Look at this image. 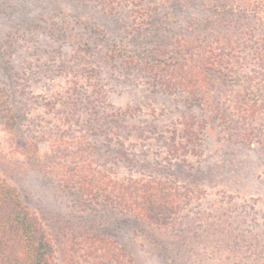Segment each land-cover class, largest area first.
Here are the masks:
<instances>
[{
    "label": "rangeland",
    "instance_id": "374dc122",
    "mask_svg": "<svg viewBox=\"0 0 264 264\" xmlns=\"http://www.w3.org/2000/svg\"><path fill=\"white\" fill-rule=\"evenodd\" d=\"M114 1L0 0V177L54 235L88 230L136 255L138 264H164L150 241L157 230L117 212L105 215L102 200L89 204L96 213L86 212L47 173L74 167L79 154L72 142L82 139L98 167L115 176L177 185L183 212L174 227L189 218L206 235L192 246L194 264H264L258 138L241 143L242 121L207 119L189 93L161 85L170 78L167 63L183 57L177 45L187 40L188 62L212 81L213 105L227 111L224 95L251 87L247 79L262 72L255 49L264 42V23L250 15L217 24L211 0ZM226 40L235 47L222 56L223 66L205 64L213 61L207 47L223 50ZM185 121L199 137L194 146ZM263 124L261 117L252 128ZM52 137H66L68 146L51 152ZM173 142L185 150L172 154Z\"/></svg>",
    "mask_w": 264,
    "mask_h": 264
},
{
    "label": "trees",
    "instance_id": "16d2710c",
    "mask_svg": "<svg viewBox=\"0 0 264 264\" xmlns=\"http://www.w3.org/2000/svg\"><path fill=\"white\" fill-rule=\"evenodd\" d=\"M235 2L238 5L233 7ZM112 3L115 5L114 0ZM209 4L219 16L215 20L217 24L223 22L225 16L247 19L250 15H255L256 20L264 23V0H211ZM220 42L223 40L215 44ZM224 42L221 45L223 50L213 45L207 47L205 52L213 61L205 64L208 63L211 68L223 66L222 56L230 57L228 52L235 47L234 42ZM189 47V41L183 39L179 42L177 50L184 53L183 57H179L174 63H167L170 78L162 81L161 85L168 91L180 88L189 93L190 100L207 110V119L220 121L226 126L230 118L242 121L244 124L238 128L236 135L241 143L253 145V137L258 138L264 151V124L258 130L252 128L254 123L264 117V103L257 95L263 87L260 83L264 82V42L255 49L262 72L258 73L256 80L254 77L247 79V86L251 87L231 91L227 97L224 95L223 98H226L229 105L227 111H224L223 105L217 107L211 102L213 83L203 72L195 71L197 67L190 65ZM233 56L231 54L232 58ZM186 61L188 65L185 64ZM129 63L137 64L133 59ZM226 77L228 76L224 74V80ZM189 121L181 125L184 127V133L189 136V142L194 146L195 139L199 137L193 135ZM65 140L66 137H52L50 151L55 153L67 147L68 141ZM72 143L79 154L78 163L74 167L69 164L47 167V173L59 183L64 192L75 196L77 203L83 206L86 212L96 213L89 208V204L100 205L102 200L105 204V215L117 212L130 217L127 218L129 221H141L157 230L151 234L154 242L152 239L150 241L155 247L153 250L156 257L162 259L164 264H186L187 261L194 264L192 246H197V242L203 240L206 235L200 232L189 218H182L174 227L175 217L183 212V209L180 211L182 195L177 185L155 176H115V173L98 167L89 143L87 146L86 141L82 139ZM171 148L172 154L176 155L185 150V147L177 142H173ZM186 196L191 197L188 191ZM54 234L44 219L23 203L17 190L0 177V264H138L136 255L130 254L104 235L88 230L79 235L64 232L59 233L60 235ZM191 235L193 236L190 237ZM189 244L191 246H188Z\"/></svg>",
    "mask_w": 264,
    "mask_h": 264
}]
</instances>
